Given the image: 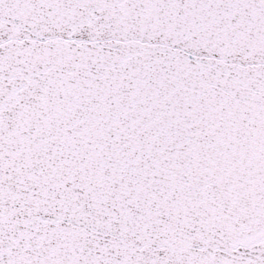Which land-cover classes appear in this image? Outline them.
Here are the masks:
<instances>
[{
    "label": "snow or ice",
    "instance_id": "1",
    "mask_svg": "<svg viewBox=\"0 0 264 264\" xmlns=\"http://www.w3.org/2000/svg\"><path fill=\"white\" fill-rule=\"evenodd\" d=\"M0 264H264V0H0Z\"/></svg>",
    "mask_w": 264,
    "mask_h": 264
}]
</instances>
